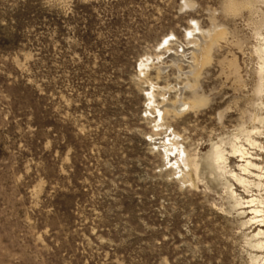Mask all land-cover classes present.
Segmentation results:
<instances>
[{
    "label": "rangeland",
    "instance_id": "obj_1",
    "mask_svg": "<svg viewBox=\"0 0 264 264\" xmlns=\"http://www.w3.org/2000/svg\"><path fill=\"white\" fill-rule=\"evenodd\" d=\"M196 26L224 31L182 90L201 103L159 119ZM255 31L264 0H0V264H264L228 192L249 196L203 156L264 115ZM165 136L196 160L190 182Z\"/></svg>",
    "mask_w": 264,
    "mask_h": 264
},
{
    "label": "bare ground",
    "instance_id": "obj_2",
    "mask_svg": "<svg viewBox=\"0 0 264 264\" xmlns=\"http://www.w3.org/2000/svg\"><path fill=\"white\" fill-rule=\"evenodd\" d=\"M196 27L197 31L195 32L194 29H189V34L191 36L190 42L192 44H190L189 42L191 46L189 47L190 60L188 61V70L183 72L184 76H186V80L181 87H178V95L175 102L166 103V101H164L160 103V105H156V111L158 112L159 119H161L163 115L166 114L169 110L173 113H178L179 111H182L184 109H193L201 103V100L198 98H183L182 90H191L194 88L196 78L200 69L209 59V53L212 44L215 43L218 39H222L224 31L222 28L217 30H215L214 28V31L211 30L212 32H208L207 36H204L203 32L199 30L198 26ZM256 36L257 44L254 50L257 54L255 55L258 58L257 73L260 76V82L259 84L257 83V87L255 86V95H258L259 99L262 92L264 91V34L258 32L256 33ZM167 45L165 44L164 46ZM184 50L185 49L182 50V53L184 52ZM182 60H184L183 54H174L172 57L173 63H177L176 66L178 71H180L182 67H180L177 61ZM142 65L143 64L140 62V66ZM187 76H189L190 78ZM148 95V99L150 101L149 104L151 105L153 103V101H151L152 93L149 92ZM259 104L264 106V103H262L261 101H259ZM250 119L251 125L249 129L243 126L240 127L239 130H237L236 133L232 134L230 139L227 141L229 150L226 151V153H224V149L219 147V144L212 143L209 150H207L203 156L207 164L208 173L212 174L215 170L228 173L229 176L242 187V190L245 193L244 195L249 196L247 199H244L243 196L235 193L232 189H230L228 192V197L231 199L230 207H249L248 211L246 212L247 214H249V216L245 220L241 221V224L254 225L251 233L249 234L248 244L256 251L264 252V154L259 156L256 151H251L249 149L252 147H257L259 153H264V145L259 146V143L253 136L264 132V115L254 112L253 114H251ZM254 123H258L259 127H257ZM260 127L261 129H259ZM240 136H242L243 141L249 147H245L241 143H238L237 140L240 139ZM161 139L163 140L161 141L164 144L163 147H170H168L169 152L167 153L168 162H171L170 164L176 167V171L177 173H179L180 178L183 182H190L189 174L187 172L188 170L186 169V167L192 166L194 169H196V160L187 157L184 154L183 156L181 153H179L181 152V150L178 149L176 144H174L166 136ZM231 156H235L238 158L237 161L239 162L236 164L238 172H233L230 169H225L224 161L226 158ZM252 190L255 191L253 192ZM240 213L244 214L245 211L243 210ZM250 258L252 260H257L258 258L264 259V254L256 255L254 253Z\"/></svg>",
    "mask_w": 264,
    "mask_h": 264
},
{
    "label": "snow or ice",
    "instance_id": "obj_3",
    "mask_svg": "<svg viewBox=\"0 0 264 264\" xmlns=\"http://www.w3.org/2000/svg\"><path fill=\"white\" fill-rule=\"evenodd\" d=\"M226 2L230 5L231 4V0H226Z\"/></svg>",
    "mask_w": 264,
    "mask_h": 264
}]
</instances>
